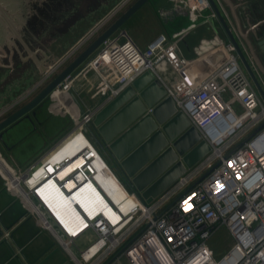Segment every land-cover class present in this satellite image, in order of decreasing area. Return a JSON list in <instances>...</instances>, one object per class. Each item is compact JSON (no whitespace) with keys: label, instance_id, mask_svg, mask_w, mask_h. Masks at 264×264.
Instances as JSON below:
<instances>
[{"label":"built area","instance_id":"obj_1","mask_svg":"<svg viewBox=\"0 0 264 264\" xmlns=\"http://www.w3.org/2000/svg\"><path fill=\"white\" fill-rule=\"evenodd\" d=\"M133 1L122 0L61 61L84 48ZM169 2L170 8L160 15L187 17L186 28L171 36L159 33L144 48L119 31L102 43L82 72L103 70L101 82L105 87L104 81L112 78L110 86L116 96L150 73L172 100L176 114L206 144L204 156L182 169V176L150 201L131 190L119 205L99 184L98 169L105 166L81 131V120L87 119L85 125L90 122L88 114L81 112L72 130L22 173L6 168L17 180L22 178L18 190L0 166L5 185L21 198L41 229L82 264H102L112 255L126 264H264V101L229 40L216 34L200 41L193 58L180 53L179 43L187 32L200 23L213 27L211 23L218 21L209 1ZM79 135L83 138L78 139ZM75 139L79 140L77 148L60 155ZM77 159H81L78 167L59 177ZM70 182L75 190L67 188ZM84 185L93 195L97 192L118 217L72 204L70 196ZM59 194L74 211L60 207ZM221 228L233 242L216 258L209 240ZM87 232L95 241L80 250L75 241ZM98 245V251L91 252Z\"/></svg>","mask_w":264,"mask_h":264},{"label":"water","instance_id":"obj_2","mask_svg":"<svg viewBox=\"0 0 264 264\" xmlns=\"http://www.w3.org/2000/svg\"><path fill=\"white\" fill-rule=\"evenodd\" d=\"M121 1L0 0V106L42 73H46L47 69L56 61L55 67L59 66L62 63L60 58ZM151 1L134 0L106 29L100 32L46 83L30 101L1 119L0 139L7 128L24 119L29 120L30 114L35 115V110L43 101L49 99L59 86H63L65 89L67 81L69 82L77 69L95 55L102 43L110 36L122 31L123 25L130 17ZM208 1L225 37L233 44L245 73L250 78L261 100L264 101L263 84L257 78L247 55L229 27L226 18L221 14L217 3L214 0ZM211 25L213 26L212 23ZM72 42L74 43L72 44ZM258 46L264 51L263 38L258 42ZM63 51L64 53H62ZM137 81V79L133 81L131 86L126 89H131L132 86L138 88ZM154 86L164 94V101L171 104V111L176 114L174 104L170 98L165 97V91L159 81L153 80L150 87ZM131 93L132 91H129L125 99L132 95ZM72 97L76 100L73 94ZM140 97L146 99L143 92ZM121 101L115 99L113 102L107 103L109 110L105 109L99 112L92 121L91 127L95 135L99 136L105 144L108 143L110 154L115 160H118L116 162L123 175L131 183L132 188L146 201H150L153 195L148 193L152 189H155L157 195L161 193L163 190L159 191L157 186L172 170L178 168L182 171V169L190 167L207 152L208 148L203 141H199L193 128H188L187 132L174 141L172 146H168V140L164 136V133L169 134L168 125L162 126L161 130L158 129L150 114L145 113V106L140 105L138 114L133 117L125 118L126 114L121 110L106 120L108 115L121 104ZM134 101H139V98L135 97ZM146 103L148 106L152 105L151 102L146 101ZM152 115H155V108H153ZM177 117L182 116L176 114L175 118ZM187 124L188 121L185 120V126ZM190 132L195 133L196 140L192 149L186 153L179 147L178 141ZM89 138L92 139L93 136L90 134ZM168 139L172 140L173 136L168 135ZM127 141V148L119 152L118 145ZM155 144V149L147 150ZM147 151H149L148 155H146ZM165 156H171L174 161V164L168 169H165L166 164L161 165ZM179 157L181 159H178ZM133 158H139V162L136 166L129 167L128 164ZM145 174L149 176V179L144 184H140L139 182L146 176Z\"/></svg>","mask_w":264,"mask_h":264},{"label":"crops","instance_id":"obj_3","mask_svg":"<svg viewBox=\"0 0 264 264\" xmlns=\"http://www.w3.org/2000/svg\"><path fill=\"white\" fill-rule=\"evenodd\" d=\"M153 1L155 0H152L151 2ZM151 2L147 3L142 8L149 6V4L151 5ZM167 2L168 3L163 7L166 10H168V8H170L171 6L169 0H167ZM217 6L221 14L226 18L229 27L231 28L239 44L247 55L249 63L256 73L257 78L264 86V51H262V49L258 46V42L262 38L264 39V0H217ZM182 18L186 20V24H184L183 26H179L178 28H175L173 30L160 29L149 36L144 42H139L135 39L134 42L140 48H144L146 44L159 33H165L171 36L172 34L177 33L187 27L189 19L187 17ZM201 24L207 26L205 28L208 31L206 33L207 35L209 34L213 36L219 34L220 32L225 36L223 29L221 28V25L218 21L213 22V27H211L207 23H200L198 24V26ZM124 26L122 31L126 33V29L124 28ZM187 33L183 36L182 40L179 43V51L184 57L193 58L195 56L194 50L197 45H193L192 48L187 45V41L185 40ZM225 39L227 40L226 37ZM183 44L184 46H182ZM84 65L79 67V69H77V71L73 74L74 78L71 79L70 83H68L67 81V87L59 91L58 94L55 93L56 97H53V101L60 99V95L62 96V98L66 99V101L65 99L64 101L67 102V104L65 103L64 106H62V112H69L73 115L74 118H78L79 112H82L84 114H88L92 121L99 112L109 108L107 106V103L113 102L115 99H120L122 100L121 104L118 105L112 112L110 111L111 113L109 112L110 115H108L106 120L110 119L121 110L124 112V114H126L125 118L133 117L134 115L138 114L139 106L141 105L145 106L146 110L155 108V115L153 116L151 113L150 116L153 119V122L157 124L158 129L164 125H168V135L173 136V139L170 140L168 139V135L164 133V136L168 140V146H172L174 141H176L181 135H183V133L187 132L189 128L188 125L185 126V121H183L182 117L175 118L176 114L172 113L171 104L164 101V94L160 92L159 89H157L155 86L150 87L152 81L155 80L152 78L153 76L150 73H145L138 77V88L132 86L131 89H126L125 91H122L118 96H116L112 92L113 88L110 86V83L114 81L112 78L109 80V82L104 81V87L103 83L101 82V75L103 71L101 70L102 73H100L99 71L96 72L90 70L84 73L82 72ZM104 75H106V73H104ZM129 91H132V95L125 99V97H127V95L129 94ZM64 92L66 93V95L63 96L62 94H64ZM84 92H93L92 96L94 97L95 102H92L90 106L87 103L88 101L85 100L87 101V105H85V108L83 107L84 102H82V97L84 96L82 95L81 97V94ZM141 92L144 93V96L146 98L145 100L140 97ZM72 94L77 101L72 97ZM135 97H138L139 101H134ZM146 101L151 102L152 105L148 106ZM106 106L107 108H105ZM42 111L43 109L39 110L40 113H38V117H40ZM48 111L50 112L49 109ZM25 120L26 119L20 122H23ZM158 121H160L161 123H157ZM32 122H36V120ZM84 122V120H81V124H83ZM23 123H26V121ZM91 124L92 122L87 125H85L84 123V126L87 127L85 134L90 144L95 147L98 153L102 156L101 159L103 158L107 162V164H117L118 166V160H115L109 152L108 143L105 144L99 136L94 134ZM80 127L82 129V125H80ZM71 130L72 129H70L63 136L57 139H52L49 144H47L46 141V144L48 146L44 145L45 143H43L45 148L40 152L38 151L32 160L28 159L31 162L27 160L28 163L24 166L17 163L13 156H11V158H5L4 155L1 154L2 159H0V166L4 170L11 186L18 190V181H20L22 178L17 180L15 176H13L9 171L6 170V168L9 167L11 170L14 169L16 171H13L16 173L23 171L30 163L39 160V158L42 156L41 152H43L45 149L47 152L50 148H53L55 143L59 142ZM90 134L93 136L92 139L89 138ZM195 140V133L190 132L187 133L184 138H181L178 141V145L185 152H188L195 145ZM1 141L0 143H2ZM76 142L77 139H75V141L71 144L66 145L60 151V155L65 154V152L70 153L72 147L75 146ZM127 146L128 141L126 143H120L118 145V151L121 152L122 150H125ZM155 147L156 144L147 150L155 149ZM148 154L149 151L146 152V155ZM156 156L157 154L155 155V157ZM55 158H57V156ZM178 159H181V157H179ZM138 162L139 158H133L129 162L128 166L134 167ZM79 163L80 160L76 161L75 163L69 164L66 168L60 171V177L63 178L71 169L77 167ZM165 164V169L170 168L174 164L171 156H165L163 158V160L161 161V165ZM179 171L180 169L178 168L172 170L162 181L159 182V188L157 189L159 191H164L165 189H167L172 183H174V180ZM98 177L100 182L102 183L104 190L113 198L114 202L117 203V201L122 200L128 196L127 194L128 192H130V190H128L127 188L129 187L126 188V186L121 183L118 176L112 171V169H110V166L99 167ZM148 177V175L144 176L139 183L144 184L148 181ZM72 185L73 184L70 183L68 185V188L74 190L76 187L73 188ZM163 185H165V187H162ZM151 187L154 188L153 186ZM87 188L88 186L85 185L82 188L81 192L74 193L70 200L71 202H73V200L75 201L73 203L74 205L81 208L83 207V209H88L90 211L91 207L89 205L90 203ZM130 189L134 191L131 185ZM150 193L153 195L151 199L157 196V193H155V189H152ZM117 197L119 199H117ZM58 199L60 200V207H62L61 205L64 203L63 200L66 201L65 196L59 194ZM71 205V203L67 205L70 207L69 211H74ZM64 206H66L65 203ZM28 211L29 210H27L21 198L15 192L6 188L5 180L3 179V175L0 171V264H69V258L68 255H66V252L63 251V249L53 239L50 233L41 229L37 218L29 213L30 211ZM72 259H74L77 264H80L79 261H77V259H75L73 256Z\"/></svg>","mask_w":264,"mask_h":264},{"label":"rangeland","instance_id":"obj_4","mask_svg":"<svg viewBox=\"0 0 264 264\" xmlns=\"http://www.w3.org/2000/svg\"><path fill=\"white\" fill-rule=\"evenodd\" d=\"M215 1L217 2V0ZM167 3H168L167 0H155L151 2V5L149 4V6H146L144 8H142L143 7L142 6L140 8L141 10H138L136 13H134L130 17V19L126 22L124 28L126 29L127 35L131 37L133 41L135 39L138 40L139 42H144L149 36H151L153 33L157 32L160 29L173 30L175 28H178L179 26H183L184 24H186V20L182 18L184 16L170 17V16H166V14L164 16L160 15L161 11L164 12L166 10L163 7ZM209 12L210 10L206 11V14H209ZM188 25L189 22L187 26ZM206 27H207L206 25L201 24L197 28L192 29L187 33L185 40L187 41V45L190 46V48H192V46L195 44L199 45L200 41L203 39L204 40L212 39L213 36L206 34L208 32L205 29ZM217 35L221 39H225V36L220 32ZM182 46H184V44ZM82 49L83 48L73 53L71 56H69V58H67L65 61L60 63V65L58 64L59 66L57 67H55L57 63L56 61L49 69H47V71L52 70L51 73H49V76H46L47 74H45V72L42 73L39 77H37L34 81H32L29 85H27L14 97H12L10 100H8L3 105H1L0 120L6 117L7 115H9L10 113H12L13 111H15L16 109H18L19 107H21L22 105H24L25 103H27L28 101H30L42 89V87H44L46 83H48L56 74H58L67 65V63L70 60H72L74 56H76ZM67 52L65 54H67ZM65 54L61 57L62 59L64 58ZM168 75L169 74H167V78H169ZM44 77L47 78L44 79L43 81ZM170 79L171 77L169 78V80ZM33 87L35 89L32 90ZM61 88H62L61 86L58 87V89H56L51 94V96L48 99V103L46 107L41 112L39 120H37L36 122H28L29 120L28 121L25 120L26 123H23L25 121L18 122L17 124H13L9 128H7V131L2 136L3 140L2 141L0 140L2 142L0 143V156L1 154L4 155L5 158L6 157L11 158V156H13L17 163L24 166L25 164L28 163L29 161L28 159L32 160L38 151L40 152L45 148L44 145L49 144V142L52 139H57L63 136L67 131L73 128L74 120L78 121L77 119L81 118L80 116L81 112H79L78 118L77 117L74 118L73 115L69 112H62L63 110L62 106H64L65 103L67 104V102H65L66 99L62 98V96L60 95V99L56 98L57 100L53 101V97L54 98L56 97L55 93L58 94V92L63 89ZM92 93L93 92L91 93L84 92L81 94V97L82 95L84 96L82 97L83 100L82 102H84L83 103L84 108L86 107L85 105H87V103L88 105H90L92 104V102H94V97L92 96ZM62 95L64 96L66 95V93L64 92V94ZM85 100H87L88 102ZM48 109L50 110V112L48 111ZM43 143L45 144L43 145ZM45 152L46 149L43 152H41V154L44 155ZM109 166L110 169H112V171L118 176L121 183L124 184L126 188L129 187L127 188L128 190H131L129 180L127 179V177L123 175L121 169L117 166V164L115 165L109 164ZM189 170H186L184 174H186ZM20 173H22V171L16 174H20ZM182 174L183 171H179V173L175 178L174 183L182 176ZM118 197L117 199H119ZM111 200L113 201L112 198ZM120 202H122V200L117 201V204L120 205ZM94 241H95V237L93 236V234L87 232L84 236L77 239L75 243L80 250H83L87 245L93 243ZM232 242L233 241L230 235L227 233V231L224 228H221L209 240V245L213 250L216 258H219L230 248ZM114 257H115L114 255L108 257L107 260L104 261L102 264H126L124 260H120V259L117 262Z\"/></svg>","mask_w":264,"mask_h":264},{"label":"bare ground","instance_id":"obj_5","mask_svg":"<svg viewBox=\"0 0 264 264\" xmlns=\"http://www.w3.org/2000/svg\"><path fill=\"white\" fill-rule=\"evenodd\" d=\"M125 24H126V23H125ZM125 24H124V25H125ZM124 25H123V26H124ZM121 32H123L124 34L127 35V33H125L124 31H121ZM127 36H128V35H127ZM128 37H129V36H128ZM129 38L131 39V37H129ZM131 40H132V39H131ZM91 58H92V57H91ZM91 58H90V59H91ZM90 59H88L85 63H87ZM85 63H84V64H85ZM84 64H83V65H84ZM83 65H82V66H83ZM53 69H54V68H53ZM102 71H103V70H102ZM99 72L102 73L100 70H99ZM73 78H74V76H73ZM66 85H67V83H66ZM66 87H67V86H66ZM66 87H65V88H66ZM68 89H70V88H68ZM53 95H54V94H53ZM53 95H52V96H53ZM152 111H153V108H152ZM152 111L150 112L149 109H147V110L145 111V113H146V114H151ZM94 118H95V117H94ZM94 118H93V120H94ZM83 120L86 122L87 119H83ZM83 120H82V121H83ZM93 120H92V121H93ZM89 121L92 122L91 119H90ZM85 122H84V123H85ZM90 122H89L88 124H90ZM84 123H83V125H82V129H81L82 133L85 132V131H86V128H87L86 126H84ZM159 129H160V128H159ZM160 130H161V129H160ZM85 135H86V134H85ZM82 138H83L82 135H79L78 139H82ZM0 140H3V139H0ZM78 141H79V140H77V142H78ZM77 142L75 143V146L72 147L71 152L74 151V150L77 148V146H78V145H77ZM65 154H69V153L65 152ZM98 155H99V157H100V159H101L102 156H101L99 153H98ZM78 160H80V162H81V159H77L76 161H78ZM101 160H102V162H103V164H104L105 166H108V167H109V165L107 164V162H106L103 158H102ZM76 161H74L73 163H75ZM77 167H78V166H77ZM77 167H74V168L71 169L68 173H71V172H72L74 169H76ZM58 175H59V177H60V172H59ZM97 178H98V180H99V177H98V176H97ZM70 183H71V182H70ZM70 183L67 184V188H68V185H69ZM99 184H100V186L103 188L102 183L100 182V180H99ZM72 186H73V185H72ZM84 186H85V185H84ZM84 186H82V188H83ZM76 188H77V187H76ZM76 188H75V189H76ZM82 188H80L79 190H77L75 193H77V192H81ZM157 188H159V187L157 186ZM75 189H74V190H75ZM103 189H104V188H103ZM92 190H94V189H92ZM130 191H131V190H130ZM134 191H135V190H134ZM129 193H131V192H128V194H129ZM100 194H101V193H100ZM148 194H151V193L149 192ZM88 195H89L88 198H89V203H90L89 205H90V207H92V206H96V207H98L97 209H98V211H100V213H104V214L109 213V214L115 215V213L113 214L111 211L108 210V208H107V206H106V204H105V201L99 196V194H98L97 192L94 191V195H95V196H94L93 193H92V191L89 190V188H88ZM96 196H97V197H100V199L97 200V199H96ZM107 196H109V195H107ZM71 197H72V196H70V198H71ZM111 198H112V197H111ZM101 199H102V203H101ZM112 199H113V198H112ZM74 202H75V201L73 200L72 204H73ZM62 203H63V202H62ZM61 206L65 209V211H68V212H69V210H70V209H69V208H70L69 206H67V205L64 206V203H63ZM71 206H72V205H71ZM103 206H104V207H103ZM79 208H80V209H83V207H82V208L79 207ZM83 210H84V211H89L88 209H83ZM123 212L126 213L127 210H123ZM115 216L118 217L117 215H115ZM101 243H102V242H101ZM101 243H100V244H101ZM100 244H99V245H100ZM99 245H98V246H95V248H93V249L91 250V252L98 251V249H99ZM63 251H64V250H63ZM66 255H67V254H66ZM87 257L90 258L91 255L88 254ZM68 258H69V260H70V261H68L69 264H77V263L74 261V259L70 258L69 256H68ZM77 261H78V260H77ZM79 263H80V262H79ZM80 264H82V263H80Z\"/></svg>","mask_w":264,"mask_h":264},{"label":"flooded vegetation","instance_id":"obj_6","mask_svg":"<svg viewBox=\"0 0 264 264\" xmlns=\"http://www.w3.org/2000/svg\"><path fill=\"white\" fill-rule=\"evenodd\" d=\"M40 106H41V105H40ZM40 106H39V107H40ZM39 107H38V108H39ZM35 111H36L35 115H31V114H30V119H29L30 122H32L33 120H36V121H37V120L39 119V117H38V113H40V112H39V110H35Z\"/></svg>","mask_w":264,"mask_h":264},{"label":"trees","instance_id":"obj_7","mask_svg":"<svg viewBox=\"0 0 264 264\" xmlns=\"http://www.w3.org/2000/svg\"><path fill=\"white\" fill-rule=\"evenodd\" d=\"M124 27H125V26H124ZM74 42H75V41H74ZM74 42H72V44H73ZM64 51H65V50H64ZM64 51H63L62 53H64ZM47 103H48V99H46L45 101H43V102L41 103V106H40L39 108H37L36 110L44 109V108L46 107Z\"/></svg>","mask_w":264,"mask_h":264}]
</instances>
